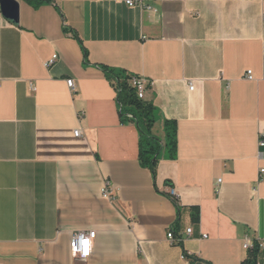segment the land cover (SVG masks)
I'll list each match as a JSON object with an SVG mask.
<instances>
[{"label": "crops", "instance_id": "1", "mask_svg": "<svg viewBox=\"0 0 264 264\" xmlns=\"http://www.w3.org/2000/svg\"><path fill=\"white\" fill-rule=\"evenodd\" d=\"M16 1L17 19L0 6V264H243L247 241L264 264V0ZM103 66L143 80L157 137L177 126L155 176ZM79 231L97 233L82 262Z\"/></svg>", "mask_w": 264, "mask_h": 264}, {"label": "trees", "instance_id": "2", "mask_svg": "<svg viewBox=\"0 0 264 264\" xmlns=\"http://www.w3.org/2000/svg\"><path fill=\"white\" fill-rule=\"evenodd\" d=\"M35 7L43 3L50 2L49 0H27ZM75 39L80 42L77 34L73 33ZM82 44V43H81ZM85 58H88V53L85 51ZM105 74L111 81H115L114 85L117 91V101L121 110L123 123H133L137 126L140 141H139V161L140 164L156 175L157 166L160 157L164 154L169 159H175L177 156V126L175 122L164 121L165 139L162 141L154 134V128L159 122V112L154 104L140 99L137 88L133 85L134 77L125 72L102 67ZM193 221L198 223L200 213L198 208H192ZM178 227L175 226L174 234L176 238ZM260 249L255 242L252 249L248 251V257L243 264H258V255ZM185 256H189L185 253Z\"/></svg>", "mask_w": 264, "mask_h": 264}, {"label": "built area", "instance_id": "3", "mask_svg": "<svg viewBox=\"0 0 264 264\" xmlns=\"http://www.w3.org/2000/svg\"><path fill=\"white\" fill-rule=\"evenodd\" d=\"M129 5L134 6L135 4L129 2ZM57 58H58L57 56H54L53 59L47 63L46 66L47 67L51 66L57 60ZM246 77L248 80L253 79L251 72H248ZM67 85H68L69 89L71 90V92L74 93L76 91L75 82L73 80H68ZM133 85L137 88L139 98L144 99L145 86H144L143 80L140 78H134L133 79ZM189 88L191 91L195 90L194 82H190ZM80 133H81L80 131H76L75 136L79 137L81 135ZM259 147L264 148V134L260 135ZM263 173H264V170L261 169L260 174L262 175ZM103 195L105 196V198H111L112 197V192L109 190L108 184H106V186H105V189L103 191ZM170 195L173 198V200L176 201L175 190H171ZM192 233H193V230L191 228L185 232V234L187 236H191ZM96 237H97V233L95 231H79V232H76L73 235V238L71 240L72 256L80 262L85 261L88 258H90ZM167 237L173 244H179L182 241V234H178V237L176 238V236L172 230L168 233ZM203 238L205 239V238H207V236H203ZM254 245H255V242L247 241L244 244V249L249 251L250 249H252L254 247ZM261 247H262V245H259V249Z\"/></svg>", "mask_w": 264, "mask_h": 264}, {"label": "water", "instance_id": "4", "mask_svg": "<svg viewBox=\"0 0 264 264\" xmlns=\"http://www.w3.org/2000/svg\"><path fill=\"white\" fill-rule=\"evenodd\" d=\"M0 6L7 17L17 19L19 4L16 0H0Z\"/></svg>", "mask_w": 264, "mask_h": 264}]
</instances>
